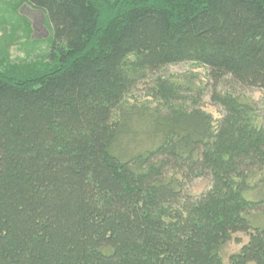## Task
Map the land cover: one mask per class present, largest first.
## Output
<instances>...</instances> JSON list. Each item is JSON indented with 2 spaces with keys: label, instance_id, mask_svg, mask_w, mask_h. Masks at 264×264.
Here are the masks:
<instances>
[{
  "label": "trees",
  "instance_id": "16d2710c",
  "mask_svg": "<svg viewBox=\"0 0 264 264\" xmlns=\"http://www.w3.org/2000/svg\"><path fill=\"white\" fill-rule=\"evenodd\" d=\"M23 1L51 33L0 57V264H223L236 232L229 264H264V114L238 92L264 91V0ZM182 62L208 69L218 120L160 75L125 103Z\"/></svg>",
  "mask_w": 264,
  "mask_h": 264
},
{
  "label": "rangeland",
  "instance_id": "374dc122",
  "mask_svg": "<svg viewBox=\"0 0 264 264\" xmlns=\"http://www.w3.org/2000/svg\"><path fill=\"white\" fill-rule=\"evenodd\" d=\"M50 25L45 13L23 0H0V57H6L11 62L32 60L36 55L42 56L47 49L50 37ZM170 78L182 84H189L194 91L202 94L201 108L208 112L214 120L222 115L221 108L210 100L211 81L208 69L196 62H182L162 68L156 74H150L147 81H142L125 96L126 104H141L147 102V88L156 76ZM229 83L221 84L219 90H228ZM241 94L251 99L256 105L258 115L264 114V91L262 89H240ZM118 117L115 110L113 119ZM152 139L148 135H137V142L130 147L134 151L150 146ZM208 188L204 179H195L187 185V191L198 195ZM257 223L264 225V210L256 212ZM253 214V213H252ZM253 222V221H252ZM254 224V222H253ZM248 240V234L236 232L230 239L218 248L223 264H229V257L238 252Z\"/></svg>",
  "mask_w": 264,
  "mask_h": 264
}]
</instances>
